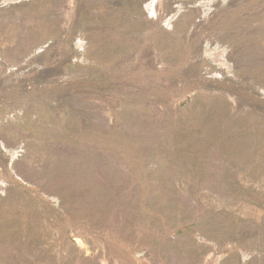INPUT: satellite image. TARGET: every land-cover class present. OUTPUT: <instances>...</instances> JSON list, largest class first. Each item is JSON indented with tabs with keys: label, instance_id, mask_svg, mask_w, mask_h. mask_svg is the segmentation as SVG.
Segmentation results:
<instances>
[{
	"label": "rangeland",
	"instance_id": "obj_1",
	"mask_svg": "<svg viewBox=\"0 0 264 264\" xmlns=\"http://www.w3.org/2000/svg\"><path fill=\"white\" fill-rule=\"evenodd\" d=\"M0 264H264V0H0Z\"/></svg>",
	"mask_w": 264,
	"mask_h": 264
}]
</instances>
